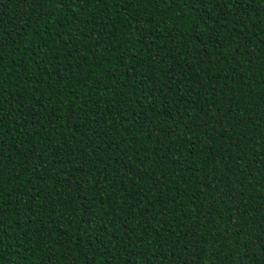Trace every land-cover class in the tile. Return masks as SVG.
Wrapping results in <instances>:
<instances>
[{
	"label": "trees",
	"instance_id": "1",
	"mask_svg": "<svg viewBox=\"0 0 264 264\" xmlns=\"http://www.w3.org/2000/svg\"><path fill=\"white\" fill-rule=\"evenodd\" d=\"M0 264H264V0H0Z\"/></svg>",
	"mask_w": 264,
	"mask_h": 264
}]
</instances>
